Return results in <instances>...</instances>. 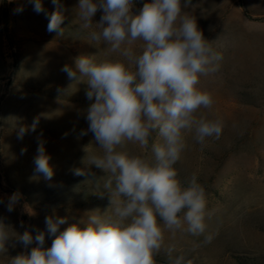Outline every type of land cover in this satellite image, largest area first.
<instances>
[{
  "label": "rangeland",
  "instance_id": "obj_1",
  "mask_svg": "<svg viewBox=\"0 0 264 264\" xmlns=\"http://www.w3.org/2000/svg\"><path fill=\"white\" fill-rule=\"evenodd\" d=\"M149 0H136L138 14ZM182 11L195 17L204 37L222 55L219 70L200 77L199 87L214 98L211 110L197 115L222 117L225 128L219 140L196 143L194 133H185L187 148L175 165L181 181L196 173L206 190L207 207L215 209L208 221L217 231L210 244L203 237L164 233V247L157 264H168L166 249L175 245L173 257L184 255L191 264H264V0H191ZM79 0H59L65 17L62 36L48 32V17L56 11L52 0H42L44 12L37 13L28 0H0V221L11 235L29 231L33 243L27 250L15 237L0 252V264L37 246L35 236L45 233L44 247H51L45 218L66 217L63 231L87 219L92 212L103 214L109 204L104 184L107 174L88 166L87 152H100L88 128L87 109L94 102L86 97L84 81L69 80L61 71L75 67L80 56L100 62L118 59L103 41L93 42L77 14ZM23 7L15 13L14 9ZM98 11L93 23L100 20ZM142 42L134 47L139 49ZM36 130L31 131L33 122ZM235 125V127H234ZM29 131L17 138L19 127ZM243 133V134H241ZM159 137L153 133L152 142ZM38 142L50 156L54 175L45 180L34 171ZM126 150L152 157L150 150L126 144ZM21 149H26L21 154ZM89 167L92 177L76 176L77 168ZM18 203L9 212L12 194ZM111 209H109V212ZM22 225V226H21ZM59 234V233H57ZM194 244L200 246L193 251Z\"/></svg>",
  "mask_w": 264,
  "mask_h": 264
},
{
  "label": "clouds",
  "instance_id": "obj_2",
  "mask_svg": "<svg viewBox=\"0 0 264 264\" xmlns=\"http://www.w3.org/2000/svg\"><path fill=\"white\" fill-rule=\"evenodd\" d=\"M37 13L44 12L42 0H28ZM56 11L48 17L47 31L62 36L65 17L59 0H52ZM136 0H79L77 14L81 27L90 32L93 42L103 41L118 59L100 62L92 57L75 58V67L64 65L61 71L69 80L88 85L86 97L94 102L87 109L88 128L100 152H87L88 166L107 174L104 188L109 196L108 209L99 210L70 224L63 231L66 217L45 218L47 233L54 237L45 248V233L35 236L37 246L10 258L8 264H157L164 247V233L203 237L210 244L217 231L208 221L205 187L196 173L181 181L175 165L187 148L185 133H194L203 146L208 138L219 140L225 128L222 117L208 118L200 109L211 110L212 94L199 87L200 77L219 70L222 55L198 28L194 16L183 12L181 0H149L138 14ZM191 0H186L188 7ZM23 7L14 9L20 13ZM100 11V20L93 18ZM142 42L139 49L134 47ZM33 122L31 131L36 130ZM235 127V125H234ZM29 129L21 126L17 138L22 140ZM153 133L160 138L152 142ZM243 134V133H241ZM138 145L152 153L144 155L126 150V144ZM26 149H21L24 154ZM50 156L43 142H38L34 171L45 180L54 175ZM76 176L92 177L89 167L77 168ZM19 194L9 198L7 210H14ZM2 203V201H0ZM109 209L111 211L109 212ZM22 226V225H21ZM0 221V252L13 237L27 250L33 243L29 231L11 235ZM59 233V234H57ZM199 244H194L193 251ZM175 245L166 249L168 264H191L184 255L173 257Z\"/></svg>",
  "mask_w": 264,
  "mask_h": 264
}]
</instances>
